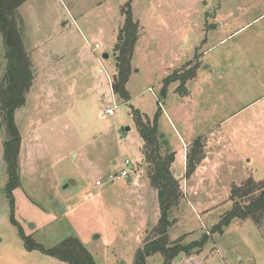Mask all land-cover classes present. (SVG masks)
I'll list each match as a JSON object with an SVG mask.
<instances>
[{
	"label": "rangeland",
	"instance_id": "rangeland-1",
	"mask_svg": "<svg viewBox=\"0 0 264 264\" xmlns=\"http://www.w3.org/2000/svg\"><path fill=\"white\" fill-rule=\"evenodd\" d=\"M127 4L140 37L129 101L122 102L110 85ZM17 13L33 81L14 113L19 187L10 197L0 115V264H63L28 252L22 239L47 249L68 237L95 264L133 263L159 221L138 118L156 119L173 152L182 197L169 215L170 240L187 245L208 236L201 253L172 264H223L221 257L228 264H264V222L233 219L223 234H212L231 207V188L264 180V0H23ZM4 56L0 35V79ZM114 105L112 117L101 115ZM196 140L207 160L186 178ZM125 160L132 166L128 177L108 183ZM69 179L76 183L64 189ZM146 264L164 258L157 253Z\"/></svg>",
	"mask_w": 264,
	"mask_h": 264
},
{
	"label": "trees",
	"instance_id": "trees-1",
	"mask_svg": "<svg viewBox=\"0 0 264 264\" xmlns=\"http://www.w3.org/2000/svg\"><path fill=\"white\" fill-rule=\"evenodd\" d=\"M23 0H0V35L5 50V68L0 79V115L2 116L6 139L2 143V160L6 167V194L19 187L18 153L20 134L16 127L14 113L25 105L26 95L33 81L31 60L23 45V29L19 26L18 6ZM124 24L118 34L114 47L115 73L112 77L111 89L113 95L122 102L129 101L126 85L131 74V60L135 45L140 37L139 23L131 14L130 4L123 9ZM169 81L164 80L160 91L166 98V87ZM139 136L143 142L144 162L148 164L146 178L150 187L156 192L159 205V221L156 227L149 231L143 245L136 251L132 264H146L151 255L160 253L164 264H172L180 255L190 256L201 253L208 236L205 234L199 241L187 245L181 244L182 238L171 241L168 229L173 221L169 215L172 209L180 203L182 193L178 180L174 177L171 164L173 152L168 150L167 142L160 137L157 120L142 122L137 119ZM191 153L186 156V178L195 171L204 158L205 145L196 140L192 143ZM231 207L212 228V234H223L224 229L233 219L251 221L257 227L264 222V180L255 182L245 180L240 186H233L228 196ZM23 238V237H22ZM24 248L28 251H39L63 264H95L93 257L75 237H68L52 248L34 244L22 239Z\"/></svg>",
	"mask_w": 264,
	"mask_h": 264
},
{
	"label": "built area",
	"instance_id": "built-area-1",
	"mask_svg": "<svg viewBox=\"0 0 264 264\" xmlns=\"http://www.w3.org/2000/svg\"><path fill=\"white\" fill-rule=\"evenodd\" d=\"M99 45H95L94 49L97 50L99 49ZM110 89H111V85H110ZM111 93H112V89H111ZM112 96L114 97L113 93H112ZM115 109H116V106L114 105L112 108H106V109H103L102 110V116H109V117H112L115 113ZM120 171L118 172V174H110L108 175L107 177V181L108 183L110 182H113L115 179L117 178H127L128 177V169L130 170L131 169V164L125 160L123 163L120 164ZM96 186H101L102 185V182L100 181H96L95 183Z\"/></svg>",
	"mask_w": 264,
	"mask_h": 264
},
{
	"label": "crops",
	"instance_id": "crops-1",
	"mask_svg": "<svg viewBox=\"0 0 264 264\" xmlns=\"http://www.w3.org/2000/svg\"><path fill=\"white\" fill-rule=\"evenodd\" d=\"M96 60H97V59H96ZM97 62H98V61H97ZM187 145H188V142H187V143H184V144H183V148L187 147ZM204 160H205V161L207 160V156H206V154H205V159H204ZM204 160H203V161H204ZM192 186H193V183H192V185H189V184L187 185V184H186V189H188L189 191H191V187H192ZM189 187H190V188H189ZM192 188H193V187H192ZM186 189H185V190H186ZM153 191H154V190H153ZM154 193H156V192L154 191ZM180 203H181V202H180ZM179 206H180V205H178L177 207L173 208V209H172V212L178 210V209H179ZM213 260H214V262H215V258H214ZM219 260H221L223 264H228L227 261H226V259L223 260L222 257L219 258ZM215 263H216V262H215Z\"/></svg>",
	"mask_w": 264,
	"mask_h": 264
},
{
	"label": "water",
	"instance_id": "water-1",
	"mask_svg": "<svg viewBox=\"0 0 264 264\" xmlns=\"http://www.w3.org/2000/svg\"><path fill=\"white\" fill-rule=\"evenodd\" d=\"M109 56L107 55V54H103V56H102V59H107ZM129 129L128 128H126L124 131H128ZM163 136V135H162ZM161 136V137H162ZM114 164H115V162H114ZM75 181L73 180V179H69L68 180V182L64 185V189H66V188H68L69 186H74L75 185ZM3 192H4V189L2 190Z\"/></svg>",
	"mask_w": 264,
	"mask_h": 264
}]
</instances>
